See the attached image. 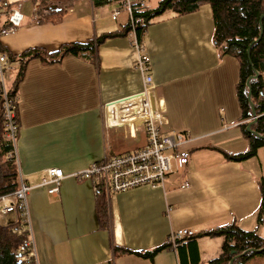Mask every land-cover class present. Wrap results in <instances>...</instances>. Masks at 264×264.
<instances>
[{"label":"crops","instance_id":"1","mask_svg":"<svg viewBox=\"0 0 264 264\" xmlns=\"http://www.w3.org/2000/svg\"><path fill=\"white\" fill-rule=\"evenodd\" d=\"M145 1L151 10L160 0ZM4 2L0 25L8 23L12 8L20 7L24 15L14 32L0 37L7 55L37 47L54 52L64 44L106 36L97 46L96 61L72 54L53 63L34 58L19 82V171L34 183L49 167H60L67 176L58 195L47 191L52 184L28 194L37 264H209L221 254L223 237L202 234L196 248L188 240L172 248L169 234L180 228L198 234L236 223L264 237L259 215L264 169L255 160L264 146L249 158L227 157L249 150L237 93L241 66L215 45L209 4L183 15L166 11L141 32L150 57L151 102L163 103L164 133L187 136L182 147L190 152L188 164L180 168L173 160L164 186L115 193L104 188L107 215L99 216L92 180L71 174L146 143L144 84L128 31L130 15L123 11L113 20L115 4L79 0L56 22L41 18L40 0ZM19 65L14 61L0 73V85L11 87ZM165 244L153 258L125 251Z\"/></svg>","mask_w":264,"mask_h":264},{"label":"trees","instance_id":"2","mask_svg":"<svg viewBox=\"0 0 264 264\" xmlns=\"http://www.w3.org/2000/svg\"><path fill=\"white\" fill-rule=\"evenodd\" d=\"M37 1V0H35ZM53 1V0H52ZM61 5L55 7L47 6L49 0H40V13L42 19H51L56 22L62 20L67 8L74 5L79 0H54ZM106 0H94L95 5L105 4ZM204 4L211 6L215 20L216 30L214 34L215 45L222 53L236 56L240 61V81L237 87L238 99L241 106L242 130L244 136L249 141V150L239 154H227V157L235 160H242L257 154L260 147L264 146V138L255 135L247 130V125L253 120V108L248 98L249 86L252 88L251 101L257 115L264 113V0H160L156 8L144 10L137 15L145 19V26L155 16H159L166 11L175 12L178 15L194 12ZM2 13V12H1ZM263 28V34L260 37ZM129 30V28H128ZM96 38L87 42H73L64 44L59 50L46 52L42 48H31L18 56L9 54L11 64L19 61L16 78L7 89L9 99L15 104L16 118L19 124L18 107V86L24 77L27 63L34 58H41L44 62L53 63L61 61L67 55H76L88 61L94 62L97 58V46L105 38ZM258 74V77H254ZM253 76L248 84L249 78ZM0 195L13 192L19 186L18 164L14 155L13 142L8 139L5 130V118L3 115V98L0 95ZM252 129L264 135V115L258 117L252 124ZM260 189L262 194L259 215L264 220V176L260 179ZM98 208L99 216L103 213L107 215V205L104 200V186L98 185ZM0 218V264H26L23 254L19 251L20 245L26 239L28 231L20 220L14 223L9 220L8 224H3L7 216ZM8 220V219H7ZM214 235L223 237L222 252L219 257L213 259L209 264H264V237L255 231L241 229L236 223L227 226L200 232L192 237L186 238L196 248V239L199 235ZM183 241L182 243H184ZM168 245V244H167ZM167 245L158 246L147 251L132 252L144 257L153 258L156 253ZM169 246V245H168ZM260 250V251H257Z\"/></svg>","mask_w":264,"mask_h":264},{"label":"built area","instance_id":"3","mask_svg":"<svg viewBox=\"0 0 264 264\" xmlns=\"http://www.w3.org/2000/svg\"><path fill=\"white\" fill-rule=\"evenodd\" d=\"M107 3L115 4L112 11L113 20L126 11L130 15L129 32L132 36V45L137 51L136 66L142 74L145 97H141V106L144 114V126L146 130V143L142 148L135 151L120 154L111 158H105L91 163L83 170L73 172L75 178H90L95 188L101 184L108 192H122L141 186H164L168 175L172 171V161L175 160L180 168H184L190 159V152L183 149L187 136L182 132L164 133L162 131L164 122L163 103L153 107L151 96L154 95L153 79L150 74V57L146 52V43L139 35V30L145 26V19L137 14L147 7L145 0H106ZM4 0H0L1 7ZM38 12L39 7L36 6ZM8 23L0 25V37L3 34L14 32L23 22L24 15L20 7L8 11ZM10 56L0 47V73L10 68ZM0 95L3 98V115L5 118V130L8 139L13 142L14 155L17 158V133L19 124L17 121L15 104L9 99L7 88L2 82ZM264 101V99H263ZM264 113L257 115V118ZM254 118V117H253ZM18 164V162H17ZM19 186L13 192L0 195V218L8 214L16 216L14 223H22L28 231V235L19 247L26 264H37V253L32 233L31 214L28 202L29 192L37 187L52 184L47 188L50 194L58 195L61 190V183L67 177L62 168L49 167L45 170V176L39 183L26 179L19 171ZM189 185L186 181L183 187ZM195 235L194 230L180 228L173 230L168 236L167 244L177 248L186 238Z\"/></svg>","mask_w":264,"mask_h":264},{"label":"water","instance_id":"4","mask_svg":"<svg viewBox=\"0 0 264 264\" xmlns=\"http://www.w3.org/2000/svg\"><path fill=\"white\" fill-rule=\"evenodd\" d=\"M264 17V14H262V16H261V19H260V23L262 22V18ZM262 34H263V28H262V31H261V34H260V37L259 38H257L255 41H258L260 38H261V36H262ZM253 76H251L250 78H249V80H248V84H249V81H250V79L252 78ZM254 77H258V74H256ZM248 98H249V100H250V102H251V105H252V108H253V120L251 121V122H249L248 123V125H247V130H249V131H251L252 133H254L255 135H257V136H260V137H263L264 138V135H261V134H259L257 131H255L254 129H252V124L253 123H255L256 121H257V112H256V110H255V108H254V104H253V102L251 101V98H252V88H251V86H249V94H248ZM153 104V107H155V105H154V103H152ZM263 214H264V212H263ZM257 251H260V250H257ZM234 263V260H231V262H230V264H233Z\"/></svg>","mask_w":264,"mask_h":264},{"label":"rangeland","instance_id":"5","mask_svg":"<svg viewBox=\"0 0 264 264\" xmlns=\"http://www.w3.org/2000/svg\"><path fill=\"white\" fill-rule=\"evenodd\" d=\"M54 3L57 4V5H59V6L61 5L60 2H57V1H54V0L53 1L52 0H49L47 6L49 7L51 4H54ZM38 7L41 8L40 4L38 5ZM39 13H40V9H39ZM40 15H41V13H40ZM262 152H264V148H261V151L258 152V156H256L255 160H256V162H257V164L259 166H260V163L262 161V163H263V169H264V153H262ZM14 219H15V216L13 214H11V215L7 216V218L5 220H2V223L3 224H8L10 222L9 220L13 221Z\"/></svg>","mask_w":264,"mask_h":264}]
</instances>
